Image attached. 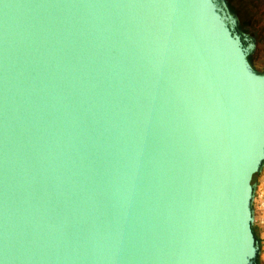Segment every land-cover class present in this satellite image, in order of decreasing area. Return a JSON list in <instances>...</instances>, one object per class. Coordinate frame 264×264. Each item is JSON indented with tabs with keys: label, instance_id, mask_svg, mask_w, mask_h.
<instances>
[{
	"label": "water",
	"instance_id": "obj_1",
	"mask_svg": "<svg viewBox=\"0 0 264 264\" xmlns=\"http://www.w3.org/2000/svg\"><path fill=\"white\" fill-rule=\"evenodd\" d=\"M238 26L226 0H0V264H257Z\"/></svg>",
	"mask_w": 264,
	"mask_h": 264
},
{
	"label": "trees",
	"instance_id": "obj_2",
	"mask_svg": "<svg viewBox=\"0 0 264 264\" xmlns=\"http://www.w3.org/2000/svg\"><path fill=\"white\" fill-rule=\"evenodd\" d=\"M226 1H227V6H228L230 13L236 15L239 20L238 29L246 34L254 35L255 42H256V50L253 55L248 57V62L253 67V58L257 52L258 47L260 46V43L264 39V33H263L264 25L262 24L261 26H259V21L257 22L258 25L256 23L251 25V21L253 20L251 18H253L254 16V12L251 13V10H252L251 5L253 6L254 4L255 5L254 11H257L256 4L253 2V0H250V1L248 0H244V1L243 0H226ZM261 73H264V72H261ZM253 233L255 237L258 238L254 231Z\"/></svg>",
	"mask_w": 264,
	"mask_h": 264
},
{
	"label": "built area",
	"instance_id": "obj_3",
	"mask_svg": "<svg viewBox=\"0 0 264 264\" xmlns=\"http://www.w3.org/2000/svg\"><path fill=\"white\" fill-rule=\"evenodd\" d=\"M252 209L253 228L258 233L259 245L264 246V179L259 180L256 184Z\"/></svg>",
	"mask_w": 264,
	"mask_h": 264
},
{
	"label": "rangeland",
	"instance_id": "obj_4",
	"mask_svg": "<svg viewBox=\"0 0 264 264\" xmlns=\"http://www.w3.org/2000/svg\"><path fill=\"white\" fill-rule=\"evenodd\" d=\"M253 2L256 4L257 11H254L255 5L254 4L253 6L251 5L252 8L251 13L254 12V16L253 18H251L253 19L251 21V25L254 23L258 25L257 23L258 21H259V26H261L262 24L264 25V0H253ZM263 33H264V29H263ZM253 68L258 72H264V39L260 43V46L258 47L257 52L253 58Z\"/></svg>",
	"mask_w": 264,
	"mask_h": 264
},
{
	"label": "crops",
	"instance_id": "obj_5",
	"mask_svg": "<svg viewBox=\"0 0 264 264\" xmlns=\"http://www.w3.org/2000/svg\"><path fill=\"white\" fill-rule=\"evenodd\" d=\"M262 179H264V168H263L261 174L259 175L257 182L259 180H262ZM253 231L256 233V235L258 237V233H257L256 229L253 228ZM259 251L260 252H259V255L257 257L256 262H257V264H264V246L259 245Z\"/></svg>",
	"mask_w": 264,
	"mask_h": 264
}]
</instances>
